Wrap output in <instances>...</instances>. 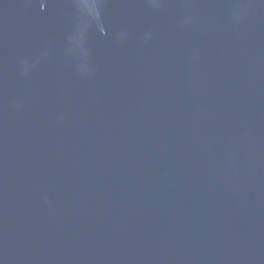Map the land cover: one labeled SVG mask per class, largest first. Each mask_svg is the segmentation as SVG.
Here are the masks:
<instances>
[{
	"label": "water",
	"instance_id": "95a60500",
	"mask_svg": "<svg viewBox=\"0 0 264 264\" xmlns=\"http://www.w3.org/2000/svg\"><path fill=\"white\" fill-rule=\"evenodd\" d=\"M0 264H264V0H0Z\"/></svg>",
	"mask_w": 264,
	"mask_h": 264
}]
</instances>
